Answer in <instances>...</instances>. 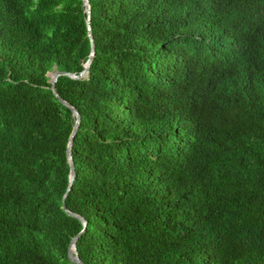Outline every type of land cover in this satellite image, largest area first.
Here are the masks:
<instances>
[{"label": "trees", "instance_id": "trees-1", "mask_svg": "<svg viewBox=\"0 0 264 264\" xmlns=\"http://www.w3.org/2000/svg\"><path fill=\"white\" fill-rule=\"evenodd\" d=\"M0 0V264H264V0Z\"/></svg>", "mask_w": 264, "mask_h": 264}, {"label": "water", "instance_id": "water-1", "mask_svg": "<svg viewBox=\"0 0 264 264\" xmlns=\"http://www.w3.org/2000/svg\"><path fill=\"white\" fill-rule=\"evenodd\" d=\"M83 1H84V5H85V8H86V12L88 14L87 23H88V29H89V36H90V39H91V42H92V51H91V54H90V58L86 62L85 68L81 72L80 75H77L75 73L65 72V71H59L57 69V67L55 66L54 67V70L49 73V77H50V82L52 84V89H53L54 93L56 94V96L59 98V100L64 105H66L69 108H71L72 111H73V113H74V115L76 116V122H75V125H74V128H73L72 134L70 136L69 145H68V159H69V163H70V166H71V171H70V184H69L68 190H67V192H66V194L64 196L63 208L70 215H72V216L77 217L78 219H80L83 222L84 227H86L87 226V220L84 217H82V216H80V215H78V214L70 211L68 209L67 205H66V200H65L66 197H67V195H68V193L72 189L74 180L76 179V176H77L76 168H75V163H74V160H73V154H72V145H73L74 138H75V136H76V134L78 132V129H79V126H80V123H81V114H80V112L74 106H72L70 103H68L66 100H64L59 95V93H58V91L56 89V82L58 81V78L61 75H67V76H69L71 78H74V79H80V78H82L84 76H88L89 71H90V66L92 64L93 57L95 55L96 44L94 42V37H93L92 31H91V15H92V10H91V6H90L89 0H83ZM84 231H85V229H83L77 236H75L73 238V240L71 241L70 249H69V256H70L71 260L74 261V262H76V263H78V264H85L82 261V259L80 258V255H79V252H78V248H77V240L84 233Z\"/></svg>", "mask_w": 264, "mask_h": 264}, {"label": "rangeland", "instance_id": "rangeland-1", "mask_svg": "<svg viewBox=\"0 0 264 264\" xmlns=\"http://www.w3.org/2000/svg\"><path fill=\"white\" fill-rule=\"evenodd\" d=\"M52 77V76H51Z\"/></svg>", "mask_w": 264, "mask_h": 264}]
</instances>
